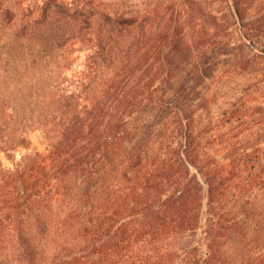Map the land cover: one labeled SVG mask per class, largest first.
I'll use <instances>...</instances> for the list:
<instances>
[{
    "label": "trees",
    "instance_id": "trees-1",
    "mask_svg": "<svg viewBox=\"0 0 264 264\" xmlns=\"http://www.w3.org/2000/svg\"><path fill=\"white\" fill-rule=\"evenodd\" d=\"M178 1L166 11L65 7L72 43L89 36L95 52L83 91L52 85L31 110L49 154L6 167L3 155L14 161L29 140L5 130L11 118L0 125V264H264V131H228L229 113L242 115L212 99L224 75L256 61L248 44L264 54V14L245 21L233 0L224 25L239 38L225 41L216 19L191 41L194 0ZM60 11L43 8L20 36ZM0 13L16 18L3 0Z\"/></svg>",
    "mask_w": 264,
    "mask_h": 264
},
{
    "label": "rangeland",
    "instance_id": "rangeland-1",
    "mask_svg": "<svg viewBox=\"0 0 264 264\" xmlns=\"http://www.w3.org/2000/svg\"><path fill=\"white\" fill-rule=\"evenodd\" d=\"M3 1L16 18L10 24L7 17L0 13V31H3L4 39L0 44V125L6 119L11 118L5 130L16 135V139L24 135L29 140L28 149L18 147L11 152L14 161L3 155V162L8 168L14 167V162L21 161L26 153L49 154L50 143L43 130L39 126L29 127L32 119L40 121L36 120L38 113L34 117L31 110L35 113L37 108L41 110L44 105L42 101L51 98L49 92L52 90V85H57L54 91L60 95H69L73 91L80 90L79 86L87 74L89 57L95 52V43L87 39L89 36L84 41L72 43L71 38L74 34L68 15L64 13L66 6L69 5L72 8L84 6L97 13L102 3L114 4L124 9L130 8L135 12L155 11L156 9L166 11L173 5V0ZM177 3L175 8L183 10L181 0ZM231 4H234L233 0H194L192 13L187 15L189 39L195 41L199 34L204 33V29L212 33L216 19L219 25L223 26L218 32L225 41H229L232 35L239 38V26L227 29V25H224L233 21L229 13ZM240 4L245 21L264 14V0H240ZM45 7H50L52 11L61 10L62 13H49L48 17L36 26V29L21 37L20 32H22L23 25L39 19ZM100 23V18L97 16L92 25L99 26ZM248 45L245 59L252 58L255 53L256 61L242 73L224 75L218 83L221 89L212 94V99L217 105L224 104L231 111L238 109L242 115L240 121L244 124L238 126L239 113L236 115L229 113L227 130L234 128L233 131H264V126H257L263 119L264 111L249 110L254 106L264 108V54L260 53V50H263V44ZM43 73H46L45 77ZM258 81L262 83L261 89L256 86ZM40 85L43 87L41 91L38 89ZM89 96L90 94H83L81 97L86 100ZM214 115L217 119L218 114L214 113ZM11 116H15L14 119ZM252 124L256 126L253 127ZM192 246H195V243Z\"/></svg>",
    "mask_w": 264,
    "mask_h": 264
}]
</instances>
